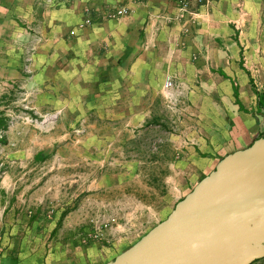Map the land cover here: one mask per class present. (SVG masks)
Wrapping results in <instances>:
<instances>
[{"label": "rangeland", "instance_id": "rangeland-1", "mask_svg": "<svg viewBox=\"0 0 264 264\" xmlns=\"http://www.w3.org/2000/svg\"><path fill=\"white\" fill-rule=\"evenodd\" d=\"M127 11L109 8L104 15ZM23 23L31 32L22 46L24 77L0 75V256L108 264L207 176L181 193L198 172L187 148L195 136L187 128L197 117L184 110L183 86L172 78L165 93L148 100L145 116L137 115L134 95L105 107L99 97L113 86L86 74L80 62L66 67L72 60L65 55L56 59L63 64L57 79L39 89L29 66L44 37L33 20ZM262 142L251 151L249 169L254 153L264 155Z\"/></svg>", "mask_w": 264, "mask_h": 264}, {"label": "crops", "instance_id": "crops-1", "mask_svg": "<svg viewBox=\"0 0 264 264\" xmlns=\"http://www.w3.org/2000/svg\"><path fill=\"white\" fill-rule=\"evenodd\" d=\"M49 1L0 0L1 77H24L22 46L31 39L27 19L44 37L29 66L39 89L57 79L63 64L56 59L65 55L72 60L66 67L80 62L86 74L113 86L99 97L108 102L105 107L134 95L137 115L145 116L151 111L148 100L155 91L165 93L162 86L172 78L183 86L189 104L184 110L197 117L187 128L195 134L187 148L198 172L182 185V194L220 161L250 158L262 139L264 145V0ZM122 7L127 13L105 17L106 9ZM85 19L91 23L78 26ZM0 264L44 262L7 251ZM253 264H264V258Z\"/></svg>", "mask_w": 264, "mask_h": 264}, {"label": "water", "instance_id": "water-1", "mask_svg": "<svg viewBox=\"0 0 264 264\" xmlns=\"http://www.w3.org/2000/svg\"><path fill=\"white\" fill-rule=\"evenodd\" d=\"M254 156L252 169V156L220 161L160 224L108 264H251L264 258V155Z\"/></svg>", "mask_w": 264, "mask_h": 264}, {"label": "built area", "instance_id": "built-area-1", "mask_svg": "<svg viewBox=\"0 0 264 264\" xmlns=\"http://www.w3.org/2000/svg\"><path fill=\"white\" fill-rule=\"evenodd\" d=\"M197 1H198V2H205V1H209V0H197ZM187 6H188L187 2L184 1V2L182 3V7L185 9ZM122 12H125V10H123ZM171 86H172V80H171V78H167V79L165 80V82H164V87H165V88H169V87H171Z\"/></svg>", "mask_w": 264, "mask_h": 264}, {"label": "trees", "instance_id": "trees-1", "mask_svg": "<svg viewBox=\"0 0 264 264\" xmlns=\"http://www.w3.org/2000/svg\"><path fill=\"white\" fill-rule=\"evenodd\" d=\"M39 154H40V152H38L35 156H37V155H39ZM256 261H257V260H256ZM254 262H255V261H254ZM254 262H253V263H254ZM253 263H251V264H253Z\"/></svg>", "mask_w": 264, "mask_h": 264}]
</instances>
